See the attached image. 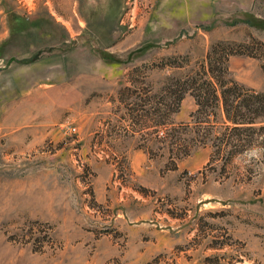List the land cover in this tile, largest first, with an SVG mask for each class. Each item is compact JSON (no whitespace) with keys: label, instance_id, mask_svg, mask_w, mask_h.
<instances>
[{"label":"rangeland","instance_id":"1","mask_svg":"<svg viewBox=\"0 0 264 264\" xmlns=\"http://www.w3.org/2000/svg\"><path fill=\"white\" fill-rule=\"evenodd\" d=\"M209 82L264 115V0H0V264H264V122Z\"/></svg>","mask_w":264,"mask_h":264},{"label":"trees","instance_id":"2","mask_svg":"<svg viewBox=\"0 0 264 264\" xmlns=\"http://www.w3.org/2000/svg\"><path fill=\"white\" fill-rule=\"evenodd\" d=\"M210 73V77L212 79H214L216 82L217 79L216 77L213 75L212 71L209 72ZM223 73V71H222ZM211 87V96L214 98V100L216 102H221L223 104V107H224V110H225V113H226V118L229 122H231L232 124L234 125H241V126H248V127H241V128H250L252 129L253 126L252 125H255L258 121L257 120H261V122H264V115H259L258 113H253V115H248L250 116V118L248 117L247 119H242V121H238V119H236V117L238 116L236 113L235 115L232 117L230 116V111L228 110V102H227V99H226V95L227 93H230L231 94V90H227V89H224V91H221L220 92V96L218 97L217 95H215V92L217 91L213 85H212V82H209V85ZM196 98V97H195ZM181 99V97H180ZM197 105L200 107H202V103L200 102V97H198L197 99ZM233 107L231 105V107H229V109L231 110ZM249 109V107L247 108ZM248 111V110H247Z\"/></svg>","mask_w":264,"mask_h":264}]
</instances>
